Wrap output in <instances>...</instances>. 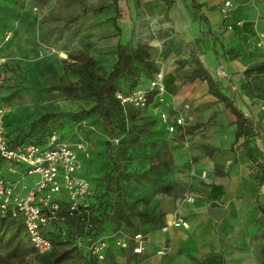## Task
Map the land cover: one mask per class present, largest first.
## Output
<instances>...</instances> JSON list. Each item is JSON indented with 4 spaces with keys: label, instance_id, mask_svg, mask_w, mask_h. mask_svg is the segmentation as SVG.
Here are the masks:
<instances>
[{
    "label": "crops",
    "instance_id": "crops-1",
    "mask_svg": "<svg viewBox=\"0 0 264 264\" xmlns=\"http://www.w3.org/2000/svg\"><path fill=\"white\" fill-rule=\"evenodd\" d=\"M45 1L56 2L8 1L5 48L13 59L35 54L29 7ZM56 11L62 21L74 19L69 30L85 59L108 69L118 45H144L155 71L140 77L137 89L147 90L156 72L163 76L164 91L148 96L147 117L134 133L167 168L155 190L148 184L133 195L135 210L150 218L116 227L147 231L149 242L140 255L112 250L114 261L264 264V47L257 46L264 0H58ZM175 117L183 125L169 133ZM175 220L187 227L162 230ZM163 246L166 255L156 256Z\"/></svg>",
    "mask_w": 264,
    "mask_h": 264
},
{
    "label": "rangeland",
    "instance_id": "rangeland-1",
    "mask_svg": "<svg viewBox=\"0 0 264 264\" xmlns=\"http://www.w3.org/2000/svg\"><path fill=\"white\" fill-rule=\"evenodd\" d=\"M57 7L58 0L45 1L29 7V14L34 17L35 30L31 39L35 54H29L25 60L13 59L6 52L5 44L10 38L5 41L3 34L6 31L11 32L10 28L0 34V56L4 60L1 69L3 78L0 81V111L3 125H5V117H8L12 129L24 128L30 126V123L42 113H55L51 121L61 128L59 129L61 133H66V140L82 146V150L77 152V159L81 165L80 172H83V176L96 181V190L100 193L106 191L105 176L112 171L110 149L120 148L123 145L126 151L118 176L119 184L114 195L109 192L110 198L113 197L109 203L117 202L124 215L135 217V213L138 212L134 208L133 195L142 190L146 191L148 184L155 190L167 166L165 161L160 160V158L163 160V156H159L149 150L147 145L138 142V137L134 133L136 127L140 125L138 123L140 118L143 120L147 117L142 115L145 112L144 108L120 105L119 115L126 134L121 144L113 142L115 136H107L96 114L81 115L80 119L77 117L78 119L75 120L69 117L77 116L81 110L89 111L91 102L64 91V88L75 83L77 78L63 71V63H80L85 61L87 54L83 45L75 44L77 33H70L69 24L74 19L60 20ZM12 15V12L3 7L0 19L9 24ZM103 73L104 70L99 74ZM145 124L148 122H144ZM37 129L38 126H35L34 132ZM17 134L19 137L23 136L22 132ZM17 179H20V186L33 181L31 176L23 179L19 176ZM139 200L144 201L143 198ZM109 223L112 228L118 226V220L115 218L109 220ZM2 257L0 253V259ZM14 264H36V262L29 257L24 262Z\"/></svg>",
    "mask_w": 264,
    "mask_h": 264
},
{
    "label": "built area",
    "instance_id": "built-area-1",
    "mask_svg": "<svg viewBox=\"0 0 264 264\" xmlns=\"http://www.w3.org/2000/svg\"><path fill=\"white\" fill-rule=\"evenodd\" d=\"M224 7L231 8L228 1ZM4 40L11 33L6 31ZM257 46L264 47V35H261ZM4 60L0 56L1 69ZM164 91L162 73L156 72L149 81L147 90L134 89L130 93H115L120 105L136 108L148 107V96ZM187 108V106H185ZM0 111V214L21 220L29 246L42 254L52 249L51 236L47 232L55 230L61 235L67 233V223L73 221L78 225L79 234L73 238L71 246L80 249L96 261L105 260L109 247L121 251L129 250L133 255L143 254L148 244V234L129 233L122 228H115L107 233L93 236L92 231V195L89 181L80 176L81 165L77 152L82 150L80 144L74 145L62 139L59 132H52L44 145L35 143L11 145L6 136ZM183 125V118L175 117L166 127L169 133H175ZM117 143V139H113ZM13 176L14 178H10ZM33 177L30 186L20 185V179ZM187 227L182 220L172 221L162 227ZM167 247L156 250V256H164Z\"/></svg>",
    "mask_w": 264,
    "mask_h": 264
},
{
    "label": "trees",
    "instance_id": "trees-1",
    "mask_svg": "<svg viewBox=\"0 0 264 264\" xmlns=\"http://www.w3.org/2000/svg\"><path fill=\"white\" fill-rule=\"evenodd\" d=\"M2 6L8 9L6 0H0V13L3 11ZM9 25L10 23H4V20L0 19V34L2 31L9 29ZM102 70H104V73L99 74L100 72L102 73ZM63 71L71 73L77 78V81L64 88V91L74 93L75 97L84 98L91 102L90 107H88L89 111L81 110L77 116L69 117L75 120L82 117L81 115L96 114L107 136H115V139L121 144L126 134L124 124L119 115L120 104L115 98V93H130L138 87L140 77L151 75L155 71L149 48L144 45H136L134 49L128 50L118 45L117 60L111 68H103L97 65L92 58H88L80 63L64 62ZM149 101L150 99H148ZM236 115L238 116V133H240L242 117L238 113ZM54 117L55 113H42L30 123V126L19 129H12L11 121H9L8 117H5L4 128L9 143L11 145L35 143L42 146L52 132H59L61 138L65 139L66 133H61V130H59L61 128L55 126L51 121ZM35 126H38V129L34 132ZM18 132H22L23 136L19 137ZM31 133L34 135H30ZM110 150L112 171L105 176L106 191L104 190V192L100 193L95 190L96 181L83 176V172H80V176L89 181L93 191V227L92 231H89L90 235L93 236L106 233L109 229H115L109 225V220L112 218L118 220V225L127 228L132 226L133 216L124 215L120 211L117 202L112 201L109 203L110 199L113 198H110L109 192L114 195L115 189L119 184L118 176L121 172L126 149L121 145L120 148ZM261 181L264 183V178ZM135 216L142 219L150 218L146 212L135 213ZM151 218L157 220L158 216L154 217L151 215ZM131 233L148 234L147 231L137 230ZM76 234H79V228L73 221L67 223V233L65 235H61L55 230L47 232V235L51 236L52 249L49 252L39 254L29 246L21 220L0 214V253L3 256L0 259V264L21 263L29 257L33 258L36 264H117L114 261V257L110 255L112 250L114 252L118 251L114 247H109L105 260L102 262H98L88 253L72 247L71 243Z\"/></svg>",
    "mask_w": 264,
    "mask_h": 264
},
{
    "label": "water",
    "instance_id": "water-1",
    "mask_svg": "<svg viewBox=\"0 0 264 264\" xmlns=\"http://www.w3.org/2000/svg\"><path fill=\"white\" fill-rule=\"evenodd\" d=\"M215 215H218L217 213Z\"/></svg>",
    "mask_w": 264,
    "mask_h": 264
}]
</instances>
